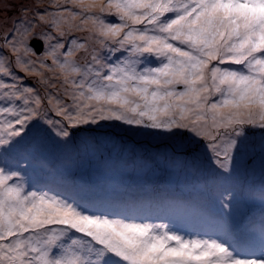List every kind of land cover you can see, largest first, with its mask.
Segmentation results:
<instances>
[{
  "label": "snow or ice",
  "instance_id": "obj_1",
  "mask_svg": "<svg viewBox=\"0 0 264 264\" xmlns=\"http://www.w3.org/2000/svg\"><path fill=\"white\" fill-rule=\"evenodd\" d=\"M5 5L0 264H264V181L233 182L239 157L264 174V0ZM117 140L156 149L154 174L206 161L215 211L123 181L88 194L84 161ZM55 145L75 156L56 166Z\"/></svg>",
  "mask_w": 264,
  "mask_h": 264
},
{
  "label": "rangeland",
  "instance_id": "obj_2",
  "mask_svg": "<svg viewBox=\"0 0 264 264\" xmlns=\"http://www.w3.org/2000/svg\"><path fill=\"white\" fill-rule=\"evenodd\" d=\"M17 3V0H6V7L10 4ZM139 139V138H138ZM155 143V142H153ZM129 149L133 147L132 144L127 146ZM136 154L133 155L130 151H126L123 146L117 140L116 143L107 144L103 147L104 158L99 161L95 160L92 163L88 164L87 161H84V168L81 170L83 177L88 181V194H94V192H102L105 190L106 186L110 183H116L113 176L126 174L127 178L132 181H142L146 182L148 180L151 181V185H148L147 188L137 189V193L140 195L145 194L146 191L150 188H154L156 191H163L168 193L169 195H177V189L170 191L168 189V184L176 185L178 180H185L188 185H192L193 182H198L202 186L205 184L212 185V182L215 180V175L211 169V167L207 164L206 161H198L192 162L190 159L188 161L187 166L181 168H170L167 171H159V173L153 174L152 172L148 173L147 169L142 167V164L147 161L149 164L152 163V156L155 153L156 149L151 148V146L147 143H143L142 146L140 144L135 145ZM74 157L75 153L71 147H64L63 145H55L51 149L50 159H52L53 163L60 167L63 162L68 157ZM241 163L234 173V181H239L240 183H249V184H257L264 181V174L260 172L259 169V161L257 159V163L254 168H246L243 166V160L246 157H239ZM36 169V170H35ZM40 169V170H39ZM33 170L30 171L29 175L31 181L35 184H44L49 183L53 187H56V184L52 181L45 180H37V177L48 178L49 175L46 171L41 169L38 162L33 163ZM136 172H141L142 175H138ZM157 174H159L157 176ZM154 177L153 180L152 178ZM129 192L133 191L131 186H126ZM201 190V188H200ZM176 193V194H174ZM134 194V193H132ZM200 200L204 202L203 207L208 204L210 207V213L214 212V200L211 195V191H209L206 195H200ZM248 215H259V205L257 204L255 207H251L244 210Z\"/></svg>",
  "mask_w": 264,
  "mask_h": 264
},
{
  "label": "trees",
  "instance_id": "obj_3",
  "mask_svg": "<svg viewBox=\"0 0 264 264\" xmlns=\"http://www.w3.org/2000/svg\"><path fill=\"white\" fill-rule=\"evenodd\" d=\"M30 171L32 172L33 170H30ZM147 172L150 173V171H148V170H147ZM136 173L138 175H142L141 172H136ZM157 173H159V172H157ZM158 175L159 174H157V176ZM113 178L115 179V182L116 183L117 182H120V181H123L125 187L126 186H128V187L131 186V188L133 189V191H136L137 189H141L142 187L143 188H147L148 185H151L152 184L150 180H148L146 182H142V181H132V180H130V179L127 178V175L126 174H122V176L121 175H115V176H113ZM149 178H152V180H153L154 177H149ZM37 180H45V182H46L47 180L48 181H52L53 178L50 177V176L48 178L37 177ZM52 182L55 183L54 180ZM192 182H193L192 185H188L187 186V182L185 180H178L176 182V185H174V184H168V189L170 191H173V190H176L177 189L178 190L177 191L178 194L177 195H174V196H184L186 198H191L195 204H199V205H202L203 206L204 205V202H202V201L203 200H206V199H204V198L201 199L200 193L204 189V185L202 186L201 184H199L198 182H200V181H198V182L192 181ZM259 184H260V182L257 183V184H254V185H259ZM200 188H201V190H200ZM103 192L104 191L99 192L97 190V192H94V194H103ZM132 193H134L135 195H139L137 193V191L136 192H132ZM141 193L142 192L140 191V195H141ZM174 194H176V193H174ZM200 200H202V201H200ZM209 206L210 205H208V204L205 206V209L208 212L210 211V207H212V206H210V207ZM256 216H258V215H256Z\"/></svg>",
  "mask_w": 264,
  "mask_h": 264
}]
</instances>
